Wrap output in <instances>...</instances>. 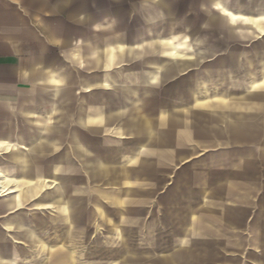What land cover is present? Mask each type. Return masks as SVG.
Instances as JSON below:
<instances>
[{
  "label": "crops",
  "instance_id": "crops-1",
  "mask_svg": "<svg viewBox=\"0 0 264 264\" xmlns=\"http://www.w3.org/2000/svg\"><path fill=\"white\" fill-rule=\"evenodd\" d=\"M139 2L149 3L148 0H0V264H32L34 259L42 264L46 262L51 251V243L46 239L50 223L56 229V240L66 241L61 234V222L65 217V226L71 228L73 210L64 200L60 184L53 181L57 177L50 179V174L57 176L62 162L69 164V157L81 164L93 157L91 150L97 153L89 140L81 138V127L92 133H109L105 128L111 111L107 109L109 98L105 93L109 89L110 72L122 65H112L114 45L137 37L114 34V30L117 26L128 28L123 21L140 20L139 12L132 9ZM228 15L232 21L251 24L264 34L263 12L254 18L239 12ZM167 51L175 60L190 62L186 55L189 51L182 46H172ZM82 70L92 76L82 75ZM84 90L90 92L89 96L79 98ZM95 90L101 93L96 94ZM196 104L207 117L200 122L212 124L202 108L209 103L198 101ZM99 105L106 108L105 120H98ZM140 110L142 106H139L141 116ZM83 116H87L86 123L81 122ZM152 122L146 123L151 127ZM168 127L170 138L175 140L170 146L172 170L166 176L174 174L178 166L191 159V155L176 154L178 135L202 132L176 133ZM82 143L89 146V151ZM188 143L191 148L193 140ZM109 148L105 147L104 154L99 152L106 158L103 164L106 169L110 166ZM166 163L163 161L160 165ZM220 177L223 179L216 184L227 188L231 181L229 173L224 172ZM203 192L193 195V191L189 194L172 189L165 191L168 201L164 205L166 209L160 211L163 214L158 221L160 226L174 227V222L182 221L177 227L188 230L191 239V230L197 227L264 229V206L259 216L256 215V201L242 204L228 200V193L221 196L213 192L207 196ZM195 197H200L207 204V213L218 216L223 224L196 225L195 211L190 207ZM38 198L42 202L34 201ZM214 204H222L221 211H214ZM51 208L58 215L54 221H49L47 213L42 212ZM235 220H245L247 225L236 224ZM76 252L74 248L72 260Z\"/></svg>",
  "mask_w": 264,
  "mask_h": 264
},
{
  "label": "water",
  "instance_id": "water-1",
  "mask_svg": "<svg viewBox=\"0 0 264 264\" xmlns=\"http://www.w3.org/2000/svg\"><path fill=\"white\" fill-rule=\"evenodd\" d=\"M148 2L145 3L146 5L141 2L132 5V9L139 12L138 17L142 27L154 22H164L168 29L163 32L162 28H158L152 32V36L148 39L139 36L127 41L123 39L116 42L113 51L115 56H111V62L113 66L122 65L116 69L113 68L110 72L109 89L105 93L109 98L107 109L109 112L111 111L105 129L110 136L127 132V136H129L127 140L119 143L114 154L110 152L107 162L110 166L129 163L127 177L131 174L138 175V172L156 174L163 161H167L166 170H172L173 156H170V146L175 139L170 138L169 131L171 129L168 126H171L176 133L190 130L215 135L216 131L251 134L260 130L264 125V60L261 59L264 57V42L252 44L254 57L253 59H243L242 66L246 68L243 75L223 58H213L219 53L222 46L234 45L245 39L250 40L251 36L243 34L244 31L257 32L251 24L232 21L228 14L239 12L247 18H254L256 15L264 13V0H201L199 6L203 18L201 27L198 28H191L187 21L180 17L179 11L171 9V0H158L157 2L148 0ZM257 6H259V10H256ZM209 36L219 37L222 39L221 44L212 45L208 40ZM194 40L197 42L196 47L191 45ZM131 43H135V45H131ZM120 45L121 47H117ZM172 46H182L187 52L194 48L198 50L191 55H188L189 52L186 53L190 62H182L168 55L167 50ZM209 58H213L211 59L212 63L202 67L201 61ZM251 66L254 67V73L250 72ZM185 71L193 73L187 77V88L183 90L184 92L169 93L170 102L164 106H148L151 99L160 93L161 86ZM235 82H245L246 84L240 86L234 84ZM257 82L260 85H256ZM95 91L96 94L101 93L98 90ZM177 91L175 90V92ZM209 96H237L236 100L227 104L211 102L202 107L204 112L209 115L208 120L212 124L208 121L201 123L200 119H197L200 109L196 103ZM139 106H142L147 115L155 118L151 127L139 115ZM180 110H184V112L180 113ZM105 111V106L97 107L98 120H105ZM181 115H185V118L182 119ZM86 118L87 116H83L81 122L86 123ZM121 123H125L126 128H121ZM100 127L97 125V129ZM82 146L89 151L87 144L82 143ZM90 153L93 154V157L86 158L81 162L82 168L88 172L87 180L90 185L88 191L79 189L78 180L68 172V162H62L58 168L57 176L50 174V179L57 177L53 181L60 184L64 200L69 202L73 210L72 227L67 229L65 217L61 222L63 235L72 241L78 239L79 230L83 228L81 213L86 193L93 191L92 182L109 180L117 172L116 169L105 168L103 165L106 160L104 155L93 150ZM124 193L125 189L122 187L114 193L115 198L112 203L115 210L114 221L99 218L96 223L89 224L90 229H99L100 232L95 233L93 239L89 238L88 242L85 241L82 246H78L76 257L73 260L77 264H113V262H117L116 264H139L141 261L144 253L137 250L132 253V258L117 261L118 258L126 254L133 242L131 238L123 241V236L122 240L116 239L112 234L114 228L112 224L113 222L119 223L126 233L127 227L122 224L128 218L131 207L139 201L137 195H133L130 200H125ZM39 199L34 201L42 202V198ZM93 208L94 214L98 215L104 214L106 209L99 201L94 203ZM50 225L52 224L50 223ZM157 226V219L153 220L151 224L143 226L146 231L140 235L141 238L145 239L150 234V230L154 231ZM188 232V230H183L172 238V247L167 253L168 256L158 260L161 264H178V259L183 255L189 259L193 258L190 244L194 240L188 237ZM152 234L151 232V236H153ZM261 241L264 244V238ZM153 250L155 249L148 248V252L145 254L153 255ZM81 259L82 261L85 259L84 262H81ZM32 264H42V262L34 259Z\"/></svg>",
  "mask_w": 264,
  "mask_h": 264
},
{
  "label": "rangeland",
  "instance_id": "rangeland-1",
  "mask_svg": "<svg viewBox=\"0 0 264 264\" xmlns=\"http://www.w3.org/2000/svg\"><path fill=\"white\" fill-rule=\"evenodd\" d=\"M200 1L171 0V7L179 11L180 17L187 21L191 28H198L201 27L203 18L202 10L199 6ZM122 24H127L128 28L121 29L117 26L114 34H135L137 37L143 36L145 39H148L152 36V32H155L158 28H162L163 32H166L168 29L164 25V22H154L146 27H141V22L138 20L123 21ZM243 34L251 36L250 40L245 39L234 45L222 46L219 53L213 57L214 59L223 58L236 71L241 72V75L246 72V68L242 66L243 59H253L254 57L252 44L264 42V34H260L259 32L244 31ZM208 40L212 45L221 44L222 41L219 37L211 36L208 37ZM226 44L228 45L227 41ZM191 45L196 47V40L191 42ZM197 50L195 48L192 49L189 51V55ZM213 58L201 61L200 65L203 67L211 64V59ZM261 59L264 60V57ZM253 68L251 66V73H254ZM191 73L193 72L185 71L176 78L167 81L161 86L160 93L151 99L149 103L150 107H160L168 104L170 102L169 93L178 94L180 91L184 92L183 90L187 88V77ZM81 74L88 77L92 76L91 73H85L84 70L81 71ZM234 84L243 86L246 83L235 82ZM256 85L260 84L257 82ZM175 90L178 91L175 92ZM89 94L90 92L88 90H84L78 96L79 98L86 97ZM235 98L237 96H209L199 100V103H228L234 101ZM77 109L78 105L75 103L73 111L76 113L78 111ZM179 112L183 113L184 110H180ZM140 114L148 123L155 119L153 116L147 115L143 110H140ZM181 118H185V115H181ZM205 118L207 117L199 111L197 119L202 120ZM120 127L126 128L125 123H121ZM127 133L110 136L109 133H92L81 127L80 136L84 140H89L97 149V152L102 151V154H104L105 147L107 149L111 147V152L114 154L119 143L128 139L129 136H127ZM215 133V135H212L204 132H193L191 135H185L183 133L180 137L178 135L175 148L176 154H188L191 155V159L178 166L174 170V174L170 176L165 175L167 170H165L166 166L163 165H160V172L156 174H143L142 172H138V175L133 176L131 174L128 177L126 173L129 163L108 165L113 170L116 169L117 172L109 180L92 182L91 188L93 191L86 193V200L83 203L84 208L81 213L83 228L79 230L78 239L72 241L66 237L65 242H60L55 237L56 229L50 225L46 239L51 243V251L48 260L43 262V264H77L72 260L74 248L77 250L79 245L82 246L85 241L88 242L89 238L93 239L96 235L95 233L100 232L99 229H90L89 224L96 223L99 218L114 221L115 210L112 207V203L115 198L114 193L120 187L125 189V200H130L133 195H137L139 201L131 207L128 218L122 224L127 227L126 233L125 229H122L119 223L113 222L112 224L114 225L112 234H114L116 239L122 240L123 236V241L131 238L133 242L131 247L127 249L126 254L118 258V262L132 258V253L136 252V250L144 253L139 264H161L158 261L159 258L168 256L167 253L172 247V238L185 230L177 227V225L183 224L184 222H174L173 224L176 226L164 228L160 226L161 223H158L157 228L154 231L150 230V234L145 239H142L140 236L146 231L143 226L151 224L156 219L159 221L163 217L160 211L166 209L164 205L167 204L168 199L165 196V191L168 189L180 192L184 191L187 194L193 191V195H197L203 190V193L207 196H210L213 192L221 196L228 193V200L241 202L242 204H248V202L252 204L256 201V215L259 216V210L264 206V125L260 130L251 134L233 131H228L227 133L216 131ZM190 140H193L191 148L188 143ZM68 160V172L78 180L77 184L81 191H88L90 186L87 180L88 172L82 168L81 164L77 163L76 158L71 159L69 157ZM224 172L229 173V179L231 180L227 188L216 184L219 182V179H223L220 176ZM98 201L106 207L104 214H94L93 205ZM193 201L190 207L195 211L194 223L196 225L223 224L222 220L217 218L218 216L211 215L210 212L207 213V204L202 203L200 197H195ZM212 208L214 211L218 209L221 211L222 204H214ZM181 210H185V208ZM42 212L47 213L46 215L49 221L56 219V213L52 208L44 209ZM208 221H211V223ZM234 223H240L243 226L247 225V221L245 220L239 222L235 220ZM62 229V232H60L63 235ZM191 231L193 233L191 237L194 240L190 244L193 258L189 259L183 255L178 259V264H264V244H261L264 229L247 227H241L240 229L197 227ZM151 232L153 236H151ZM148 248L155 249L153 250V255L145 254V252H148ZM158 249L160 251H157ZM82 259L80 261L84 262L85 259L83 261ZM116 263L113 262V264Z\"/></svg>",
  "mask_w": 264,
  "mask_h": 264
}]
</instances>
